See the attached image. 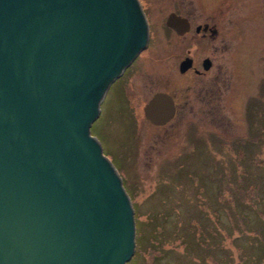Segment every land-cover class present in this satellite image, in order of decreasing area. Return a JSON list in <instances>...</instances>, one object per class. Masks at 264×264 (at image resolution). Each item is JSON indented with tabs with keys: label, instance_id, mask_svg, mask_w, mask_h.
<instances>
[{
	"label": "water",
	"instance_id": "1",
	"mask_svg": "<svg viewBox=\"0 0 264 264\" xmlns=\"http://www.w3.org/2000/svg\"><path fill=\"white\" fill-rule=\"evenodd\" d=\"M147 44L138 0H0V264L131 262L135 209L91 128ZM144 114L165 126L174 102Z\"/></svg>",
	"mask_w": 264,
	"mask_h": 264
},
{
	"label": "rangeland",
	"instance_id": "2",
	"mask_svg": "<svg viewBox=\"0 0 264 264\" xmlns=\"http://www.w3.org/2000/svg\"><path fill=\"white\" fill-rule=\"evenodd\" d=\"M157 1L165 13L174 2L194 3L204 17L214 13V0ZM220 28L230 41L231 81L221 118L209 116L196 98L190 122L163 127L133 122L122 87L114 82L91 128L135 208L137 243L130 264H264V11H227ZM174 45L175 39L166 38L153 49L157 63L148 62L149 53L143 55L147 62L135 82L143 100L166 75ZM198 45L201 56L209 54V44ZM241 45L240 54H234ZM193 82L180 78L173 85L182 92ZM252 100L251 126L247 106Z\"/></svg>",
	"mask_w": 264,
	"mask_h": 264
},
{
	"label": "flooded vegetation",
	"instance_id": "3",
	"mask_svg": "<svg viewBox=\"0 0 264 264\" xmlns=\"http://www.w3.org/2000/svg\"><path fill=\"white\" fill-rule=\"evenodd\" d=\"M156 1L138 0L148 27V44L115 81L122 87V102L129 113L127 118L132 119L133 122L147 120L144 109L160 93L169 95L174 102L175 116L168 124L177 121L190 122L195 116L196 98L205 103L209 116L221 118L219 109L223 106L225 91H228L231 85L226 63L230 41L220 28L221 20L227 11L241 7L256 12L264 11V0H214L213 9L209 8L214 13L208 17H204L202 13L198 14L197 8L191 5L194 3L174 2L173 10L165 13L164 8H161L160 3ZM173 14L185 21L184 29L177 31L167 26L168 19ZM166 38L176 40L174 49L167 56L174 60L168 66L166 75L156 84L157 89L151 88L150 94L146 100H143L135 84L137 77L142 74V66L147 62L143 55L149 53L148 62L152 60L157 63L156 51L153 49L166 41ZM182 42H185L183 46H181ZM201 42L210 45V52L205 56L200 55L202 47L198 43ZM242 45L234 51V54L238 52L240 54ZM184 62L190 66L183 71ZM180 78H193L194 82L183 87L180 92V89L173 85L174 81ZM147 87L148 85L145 84L144 88ZM132 100L135 104H132ZM139 110H142L143 118Z\"/></svg>",
	"mask_w": 264,
	"mask_h": 264
},
{
	"label": "trees",
	"instance_id": "4",
	"mask_svg": "<svg viewBox=\"0 0 264 264\" xmlns=\"http://www.w3.org/2000/svg\"><path fill=\"white\" fill-rule=\"evenodd\" d=\"M258 103V102H257ZM259 104V103H258ZM256 109V103H255V101L254 100H252L249 104H248V106H247V115H248V122H249V124H251V123H253L254 122V116L252 115L253 114V110H255ZM257 121V120H256ZM251 126H252V124H251ZM246 143H248V142H244V141H242V144H246ZM249 143H251L250 141H249ZM204 232V231H203ZM202 237V236H201ZM133 260V259H132ZM132 262V261H131ZM130 264V263H129Z\"/></svg>",
	"mask_w": 264,
	"mask_h": 264
}]
</instances>
